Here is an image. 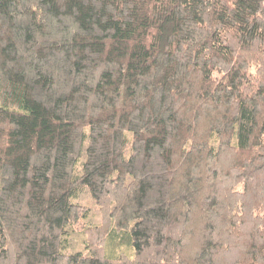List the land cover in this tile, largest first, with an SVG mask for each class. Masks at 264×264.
Here are the masks:
<instances>
[{
    "label": "trees",
    "instance_id": "obj_1",
    "mask_svg": "<svg viewBox=\"0 0 264 264\" xmlns=\"http://www.w3.org/2000/svg\"><path fill=\"white\" fill-rule=\"evenodd\" d=\"M0 264H264V0H0Z\"/></svg>",
    "mask_w": 264,
    "mask_h": 264
},
{
    "label": "rangeland",
    "instance_id": "obj_2",
    "mask_svg": "<svg viewBox=\"0 0 264 264\" xmlns=\"http://www.w3.org/2000/svg\"><path fill=\"white\" fill-rule=\"evenodd\" d=\"M85 192L86 193L80 194L78 199L73 200L74 204L85 206L90 210V213L88 215L89 216L88 219L82 221V223H83V225L86 224V225H90V226L100 225L102 217L99 213V209H98L97 205L94 204L90 194L87 191H85ZM68 234L66 237L67 249H66V252H64V253L66 255H70V254L75 253V252L87 253L86 239H85V236L82 233H80L79 228L76 227V229L75 228L69 229ZM108 247L109 248H107V249H110L111 252L114 251L113 249H111L112 248L111 244H109ZM114 252H116V251H114ZM130 255H132V253Z\"/></svg>",
    "mask_w": 264,
    "mask_h": 264
}]
</instances>
